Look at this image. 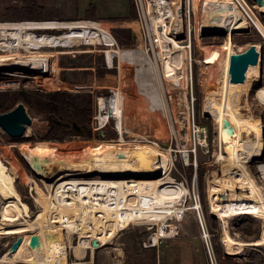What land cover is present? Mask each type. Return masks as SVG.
I'll return each mask as SVG.
<instances>
[{
    "label": "rangeland",
    "instance_id": "1",
    "mask_svg": "<svg viewBox=\"0 0 264 264\" xmlns=\"http://www.w3.org/2000/svg\"><path fill=\"white\" fill-rule=\"evenodd\" d=\"M246 1L264 23V13L259 12L257 3L254 0ZM207 2L208 0H191L188 13L191 24L188 21L187 25L191 28V38L187 36L188 39L181 41L190 77L188 87L168 86L166 83L164 95L155 67L146 51L147 47L136 20L137 12L135 18H130L134 10L132 0H0V26H13L22 21L67 20L63 26L68 27L69 24L80 26L70 20L94 19L110 27L114 35L116 28H130L134 39L131 43L120 44L121 65L124 67L121 72L124 99L123 133L127 145L132 148L133 157L142 166L137 177L141 179L149 177L152 171L151 155L156 147L151 142H157L163 150L169 151L170 156L157 166L155 176L160 178L170 173L177 181L185 183L191 189V194L186 198L185 204L183 203L187 208L183 218L168 221L177 226L179 234L160 239L156 246H149V239L157 232L158 226L152 225L150 229L151 225L148 224H131L121 231V236L116 237L113 244L109 243L95 249V259L91 264H264L263 246H248L235 254L225 250L222 244L223 222L213 215L210 206V181L214 177L213 174L219 170L220 161L217 124L213 117L205 113L204 103L208 90L214 89L209 83H214L213 71H219V56L222 54V46L226 43L227 36L221 32L210 34L205 30L204 7ZM240 7L245 12L244 7ZM71 28L76 29L74 34L77 36L94 37L88 43H81L69 49L60 47L41 49L45 53L44 74L11 76L6 72L14 70L9 67L5 69L0 65V103L5 97H11L18 91L24 93L37 90L42 93L62 91L73 95L80 94L87 97V101L90 96L89 104L92 111L86 127L84 130L81 128V132L73 127L61 129V132L71 130V134L63 140L47 137L50 129L48 115L40 109L41 103L37 100L28 104L20 98L10 109L20 102L26 106L32 123L27 126L24 136L13 138L0 127V157L6 165L16 169L18 173L16 185L23 201L30 207L31 217L39 211L35 183L44 189L46 185L23 158L20 151L22 145L54 142L69 145L74 151L73 154H80L89 144L88 148L91 149L92 145L104 142L120 143L114 119L105 126L101 125L99 119H95L99 115V99L109 98L117 90L119 72L116 68L107 67L101 52L103 46L93 45L100 40L96 36L95 27ZM234 34L233 47L237 53L243 52L252 43H260L263 45L264 54V37L256 27L251 25L249 30ZM13 51L16 49L10 52ZM4 53L0 50V54ZM22 53L25 56L29 55L25 50H22ZM53 61H56V64ZM99 71H105L100 81ZM90 78L93 79L89 82ZM251 80L253 81L250 82L249 90L241 95V111L245 115L250 111L251 115L264 124V104L256 98L259 88L264 86V65L262 74L253 75ZM10 110L0 109V114ZM83 131H90L92 135H84ZM102 131L104 135L101 134ZM145 138L151 142H136ZM185 152L189 154L188 162L184 157ZM260 161H264V158ZM260 161H251L249 166L257 182L264 189V171L260 169ZM54 173L57 171L47 174V179H51L48 182L53 180ZM197 200L200 201V210L194 209ZM228 226L231 234L244 240L251 241L264 236V220L259 217L233 216L229 219ZM37 231L27 233L31 235ZM18 236L21 235L0 234V251L8 252ZM78 240L79 236L75 234L73 242L78 243ZM87 251L83 253V257L77 258L75 249H70V263L91 262L92 251L89 249Z\"/></svg>",
    "mask_w": 264,
    "mask_h": 264
},
{
    "label": "bare ground",
    "instance_id": "2",
    "mask_svg": "<svg viewBox=\"0 0 264 264\" xmlns=\"http://www.w3.org/2000/svg\"><path fill=\"white\" fill-rule=\"evenodd\" d=\"M175 2L176 0H171L168 5L163 6L159 1L157 11L155 7L153 10L158 16L157 22H163L168 14L178 25L176 32H173L170 26L164 33L160 30L155 32L160 55V67L157 66V70L164 80L160 79L164 95L166 83L168 86H187L190 81L184 46L181 44L184 40L183 33L186 31L183 0ZM255 2L259 12L264 13V0L260 4ZM240 6L244 7L245 12ZM204 11L207 33L221 32L227 36L219 56V71L212 70L214 89L208 90L204 104L205 113L213 117L217 124L220 161L219 170L213 174L214 177L210 181V206L213 215L223 222L222 244L225 250L235 254L248 246L264 247V236L251 241L244 240L231 234L228 226L229 219L238 215H251L264 220V189L249 166L251 161L264 158V124L251 115L247 105L248 114L245 115L239 109L241 95L249 90L253 81L251 77L262 74L263 45L256 44L260 53L259 62L249 66L243 83L231 81L230 58L232 54L237 53L233 47L234 33L249 30L253 25L264 37V23L246 0H208ZM54 21H22L13 26H0V50L5 52L4 55L0 54V63L14 70L6 72L7 75L44 74L45 53L41 51V47L79 45L88 43L94 37L75 35L76 29L71 27L79 26L74 24L64 26L70 31L61 37L32 32L36 29L54 28L57 26ZM99 38L98 43L101 41V37ZM15 49V52H10ZM22 50L27 51L29 55L25 56ZM111 61L110 56V64ZM256 98L264 104V86L259 88ZM98 106V118L102 126L111 119L116 121L120 143L104 142L92 145L91 149L88 148L89 144L80 154H73L74 151L69 145L54 142L22 145L20 151L23 158L46 185L45 190L35 183L39 211L34 217H31L30 207L23 201L17 188L16 169L6 165L0 157V234H20L22 237L17 251L9 250L3 254L1 262L71 264L69 250L72 248L75 249L77 258L83 257L86 248H90L91 258H94L96 248L113 244L121 231L131 224H148L151 225L150 229L158 226L157 232L149 239V246H156L161 238L179 234L177 226L168 221L183 218L187 209L183 203L191 194V189L185 183L177 181L170 173L160 178L155 176L157 166L168 160L169 151L163 150L159 143L151 142L147 138L137 140L139 143L151 142L156 146L151 155L152 171L149 177H137L142 166L133 157L132 148L127 145L123 133L122 81L114 95L99 99ZM227 116L236 125L237 134L224 142L221 132L223 119ZM188 156L185 152L186 162ZM260 169L264 171V161H260ZM54 171L57 173H54L53 180L48 182L51 179H47V174ZM196 204L194 209L200 210V201L197 200ZM201 219L204 223L203 217ZM34 230H38L34 234H38L40 245L33 248L30 246L33 234L29 235L27 232ZM205 233L208 232L205 230ZM75 234L79 236L78 243L73 242ZM94 239L100 243L99 247L92 245Z\"/></svg>",
    "mask_w": 264,
    "mask_h": 264
},
{
    "label": "built area",
    "instance_id": "3",
    "mask_svg": "<svg viewBox=\"0 0 264 264\" xmlns=\"http://www.w3.org/2000/svg\"><path fill=\"white\" fill-rule=\"evenodd\" d=\"M159 1H161V4L163 6H165V5H168L169 1H171V0H132L133 5H134L136 12H137V19L136 20L138 21L142 38H143L145 45L147 47V49H146L147 54L149 56L151 63L155 67L157 79L163 80V77L159 76L158 70H157V66L160 67V62H159L160 61L159 60L160 55H159L158 43H157V40L155 38L156 37L155 32H156V30H160L161 32L164 33V30L167 29V27L169 28V26H170V28L173 29V32H176L178 30V25L176 24V22L174 20H172V17L169 16L168 14L164 18L163 22H161V23L157 22L158 16L156 14V11L158 8V2ZM176 2H177V0H176ZM154 7H155L156 11L153 13ZM190 7H191V0H183V8H184L185 17H186L185 18L186 31L183 33L184 34V40L183 41H185L187 36H189V38H191V35H190L191 34V28L189 26L187 27L188 21L191 24L190 15L188 17V13L190 12ZM155 16H157L156 19H155ZM188 18H189V20H188ZM66 21L67 20H55L54 22H57L56 27L49 28V29H36V30H32V32L49 33V34H53V35H57L58 37H61V36H64L66 32L70 31L69 28H65L63 26V23H65ZM70 21L78 23L80 25L78 28H89L86 26H91V27L95 26L96 29L95 28H93V29L96 30V35L101 37V41L99 43H97V45L103 46V48H101V52L103 53L104 60H105L107 67L110 69L116 68L118 70V72H119V84H120V82L122 81L121 80V78H122L121 72H122V69L124 68L121 65V63H122V50H121L120 43H119L118 39L116 38V36L114 35V33L112 32L111 28L105 26L104 23L99 22L97 20L79 19V20H70ZM188 32H189V35H188ZM107 44L109 46H106ZM94 45H96V44H94ZM75 46H77V44L66 45V46L65 45H59L56 47H41V49H43V48H59V47L69 49V48H73ZM186 48H187V46H186ZM156 55H158V57ZM110 56L112 58L111 64L109 63ZM157 62H158V64H156ZM0 65L6 66L7 68L8 67L11 68L10 66H8L6 64L0 63ZM7 68H5V69H7ZM186 87H188V86H186ZM95 119H99V118L96 117ZM98 121L101 122L100 119ZM186 200H185V202H186ZM161 239H163V238H161ZM87 249L88 248H86V250Z\"/></svg>",
    "mask_w": 264,
    "mask_h": 264
},
{
    "label": "trees",
    "instance_id": "4",
    "mask_svg": "<svg viewBox=\"0 0 264 264\" xmlns=\"http://www.w3.org/2000/svg\"><path fill=\"white\" fill-rule=\"evenodd\" d=\"M136 17V10H132V14L130 18ZM116 38L119 43H128L132 42L134 39L132 35V30L130 28H116L114 30ZM105 72V71H104ZM103 71H99L98 81L101 80ZM93 78L89 79V82L92 81ZM44 97L45 99H43ZM23 99L28 104L34 103V100L39 101V107L42 111H44L48 116L47 120L50 124V129L48 132V136L51 139H60L63 140L71 134V130H64L61 132V129H67L73 127V123L77 122V124L84 130L87 123L90 119L91 114V106L89 104L90 96L87 97L81 96L80 94L73 95L68 92L62 91H51L42 93L39 90L30 91L28 93L16 92L13 93L11 97H5L3 101L0 103V109L2 111L10 110L19 99ZM10 101V103L8 102ZM82 134L91 136L92 133L90 131H83ZM7 252V251H6ZM5 254L4 250L0 251V258ZM0 264H2L0 262Z\"/></svg>",
    "mask_w": 264,
    "mask_h": 264
},
{
    "label": "water",
    "instance_id": "5",
    "mask_svg": "<svg viewBox=\"0 0 264 264\" xmlns=\"http://www.w3.org/2000/svg\"><path fill=\"white\" fill-rule=\"evenodd\" d=\"M259 4L262 0H254ZM259 50L255 43L243 52L234 53L230 58L229 74L230 79L234 83H243L246 80L247 71L250 65H257L259 62ZM6 68V66H4ZM211 86H215L212 82L209 83ZM239 109L241 106L239 104ZM32 123V119L26 110V106L23 102L18 103L12 110L0 114V127L11 137L18 138L24 136L27 126ZM73 128L81 132V127L77 122L73 123ZM104 135V132H101ZM237 134V127L232 122L229 116L223 119V129L221 132L222 140L225 142L228 138L234 137ZM22 242V237L18 236L17 239L12 243L10 247L11 252L17 251ZM40 245V238L38 234H33L30 239V246L36 247ZM92 245L99 247L100 243L97 239L92 241Z\"/></svg>",
    "mask_w": 264,
    "mask_h": 264
},
{
    "label": "crops",
    "instance_id": "6",
    "mask_svg": "<svg viewBox=\"0 0 264 264\" xmlns=\"http://www.w3.org/2000/svg\"><path fill=\"white\" fill-rule=\"evenodd\" d=\"M88 20H94V19H88ZM105 26H106V25H105ZM107 27H108V26H107ZM109 28H110V27H109ZM56 57H57V56H56ZM53 62L56 64V61H53ZM54 71H55V70H54ZM100 248H102V247H100ZM100 248H96V249H100ZM88 249H89V251H91L90 248H88ZM88 249H87V250H88ZM87 250H86V251H87ZM95 251H96V250H95ZM87 253H88V251H87ZM95 253H96V252H95ZM91 254H92V252H91ZM94 259H95V257H94V258H91V262L89 261L88 264H91V263L94 261Z\"/></svg>",
    "mask_w": 264,
    "mask_h": 264
}]
</instances>
